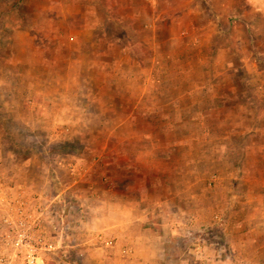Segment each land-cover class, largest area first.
Listing matches in <instances>:
<instances>
[{
  "label": "rangeland",
  "instance_id": "rangeland-1",
  "mask_svg": "<svg viewBox=\"0 0 264 264\" xmlns=\"http://www.w3.org/2000/svg\"><path fill=\"white\" fill-rule=\"evenodd\" d=\"M263 195L264 0H0V264H29L25 217L48 264L117 220L113 264H264L222 243Z\"/></svg>",
  "mask_w": 264,
  "mask_h": 264
},
{
  "label": "crops",
  "instance_id": "crops-1",
  "mask_svg": "<svg viewBox=\"0 0 264 264\" xmlns=\"http://www.w3.org/2000/svg\"><path fill=\"white\" fill-rule=\"evenodd\" d=\"M90 35H91V37L93 36L92 30H91ZM75 207L76 208H74V205H70L69 210H68L69 214L72 215V214L77 213V215H79L77 209H79L80 206L75 205ZM116 207H117V210H121L120 212L124 211L123 205L116 206ZM261 207L263 208V211H264V204L263 203H261ZM76 219H77L76 221H78V216H76ZM263 223L264 222H262V224ZM240 225H241V229H243L242 233H240V235H239L240 237L238 236V238H234L232 236L231 238L226 239L224 242H222L224 244H228L229 246H231V250L234 251V252H232V251L230 252V257H231V255L233 256L236 253L237 254L239 253V246H245L246 253L248 252L247 254H249L250 256H252L254 248L256 249V252H255L256 255L257 254L262 255L264 253V237H263L264 232H262L263 233L262 236L260 234V237H255L254 234L259 233L257 231L260 228L264 229V224L263 225L260 224V226L258 224L256 225V224H250V223H249V226H245L241 223L233 224V226H235V227H240ZM77 226L78 227L81 226L80 223L74 224V228L77 229L78 233L75 235V237L73 239L63 241V245H67L69 247L71 244H73V245H71V247L74 245L79 246L80 244L84 245V246L86 245V247L84 249H82L83 250L82 255L79 254V252L77 251L78 258L75 260H70V259H68V257L64 258V255H62V254H59V253L53 254L52 255V261L54 262V264H95L94 261H98V262H100V264H113V261L111 260L110 255L108 256V254H107L108 253V251H107L108 246H106V245L114 246L113 240H115V239L113 237H111V234H110L111 232H114L117 235L118 240H123V241L126 240L125 237H121L122 233L124 235V232H123L125 229L124 223H122V221H119V220H117L116 223L113 222L110 224H107L105 221L100 222V224L98 225L99 230H100V234H102V236H101L102 240H101L100 244H103V245H96L95 243H93L91 240L92 239L91 234L88 236H84V237L80 236L83 233L81 230H79L80 228H78ZM233 226H231V228H233ZM39 231L40 232L42 231L41 226H40ZM52 238L56 239L54 241V244H57L56 249H58L57 247L61 246L60 241L58 240L57 237H52ZM45 239H46V237H45ZM140 239L129 238L128 241L130 243L137 244V243H140ZM46 240H48V238ZM150 240L151 239H148L149 244L152 246L154 243L155 244L159 243L160 245L162 244V242L159 240L158 241L157 240L155 241L153 239L151 241ZM248 249L250 251H248ZM49 254H50V252H47V253L43 252V251L40 252V255H41V261H40L41 263L40 264H48L49 263V261H48V255ZM169 255L170 254H167L165 252L160 253V251H158V249H157V251H153L149 254L150 258H148V260L151 259V261H154L153 263H149V264H190L189 259L184 257L183 254H180V255L175 254V256H169ZM261 257L263 258L264 256H261ZM156 259H158V260H156ZM123 261L117 262V264H127V262L129 263V261H127V262H123ZM132 262H134V264H146L144 262V260H141V262H140L139 258H136ZM192 262H194V258H192ZM207 262H208V258L206 257V254L201 252L200 254H198L197 260H195V263H193V264H206Z\"/></svg>",
  "mask_w": 264,
  "mask_h": 264
},
{
  "label": "built area",
  "instance_id": "built-area-1",
  "mask_svg": "<svg viewBox=\"0 0 264 264\" xmlns=\"http://www.w3.org/2000/svg\"><path fill=\"white\" fill-rule=\"evenodd\" d=\"M37 216V214L34 211H31L30 216ZM38 218V217H37ZM36 223V226L39 225L36 219H33V222L28 219V217H25L20 220L19 224L20 227H22V232L18 233V236L16 237V246L18 247H25L27 249V254L25 256V259L29 264H40L41 262V251H45V248L51 247L48 243V241L45 239V237H39L38 243H32L29 240V233L30 230L37 229L33 226V224ZM29 228H31L29 230ZM30 231V232H29ZM38 233H40L39 228L37 229ZM12 264V263H9Z\"/></svg>",
  "mask_w": 264,
  "mask_h": 264
}]
</instances>
